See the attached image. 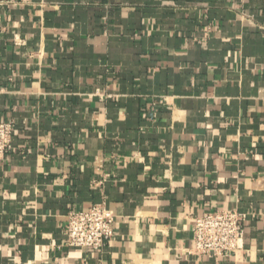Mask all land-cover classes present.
<instances>
[{
	"label": "crops",
	"instance_id": "1",
	"mask_svg": "<svg viewBox=\"0 0 264 264\" xmlns=\"http://www.w3.org/2000/svg\"><path fill=\"white\" fill-rule=\"evenodd\" d=\"M0 264H264V0H0ZM104 204L98 251L67 214ZM243 246L187 254L192 220Z\"/></svg>",
	"mask_w": 264,
	"mask_h": 264
},
{
	"label": "built area",
	"instance_id": "2",
	"mask_svg": "<svg viewBox=\"0 0 264 264\" xmlns=\"http://www.w3.org/2000/svg\"><path fill=\"white\" fill-rule=\"evenodd\" d=\"M12 122H0V156L12 150ZM114 215L104 204L67 214L64 244L79 250H101L114 234ZM187 254L222 258L243 246L245 215L236 210H214L192 220Z\"/></svg>",
	"mask_w": 264,
	"mask_h": 264
}]
</instances>
